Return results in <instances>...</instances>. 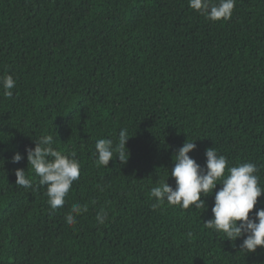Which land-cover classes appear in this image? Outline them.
Returning <instances> with one entry per match:
<instances>
[{
  "label": "trees",
  "instance_id": "trees-1",
  "mask_svg": "<svg viewBox=\"0 0 264 264\" xmlns=\"http://www.w3.org/2000/svg\"><path fill=\"white\" fill-rule=\"evenodd\" d=\"M6 74L17 83L11 98L0 88V264H264V247L248 253L204 226L214 193L187 210L151 197L162 180L175 187L187 139L202 166L215 147L229 166L255 163L264 185V0H236L219 21L189 0H0ZM122 128L128 162L98 167L96 140ZM48 133L81 163L55 212L30 166L33 188L15 184L26 146ZM73 204L88 211L70 226ZM259 208L264 194L250 216Z\"/></svg>",
  "mask_w": 264,
  "mask_h": 264
},
{
  "label": "clouds",
  "instance_id": "clouds-1",
  "mask_svg": "<svg viewBox=\"0 0 264 264\" xmlns=\"http://www.w3.org/2000/svg\"><path fill=\"white\" fill-rule=\"evenodd\" d=\"M236 0H189V7L205 15L207 19L219 21L232 17ZM16 79L12 74L0 77V88L3 95L11 98L16 87ZM132 135L127 128L119 131L118 139L101 138L95 142L97 166H109V162L118 159L126 164L130 157L127 142ZM35 147L26 146L28 169L16 168L15 184L24 188H33L34 180L26 173L34 170L39 178V186L47 189L48 204L53 212L65 204L73 184L81 177V163L76 158V152L65 153L57 146L53 134L48 133L34 139ZM197 148L194 140L188 139L174 154V167L170 175L175 178V187L167 180L160 181L151 188V197L156 199L152 204L158 208L165 202L170 206H180L187 210L190 206L207 208L202 197L214 193L215 203L212 206V218L204 221V226L222 232L233 241L243 238L240 249L254 253L259 247H264V208H259L250 216L258 204V197L264 194V185L260 184L259 168L252 162H241L229 166V160L218 152L215 147L206 150V167L197 163L189 155ZM24 159V153L16 151L11 162L18 164ZM169 177V176H168ZM222 187L217 191V184ZM88 211L87 205L73 204L71 211L66 214L68 225L76 223V216ZM107 212L97 213L98 224H104ZM191 236V233H188Z\"/></svg>",
  "mask_w": 264,
  "mask_h": 264
}]
</instances>
